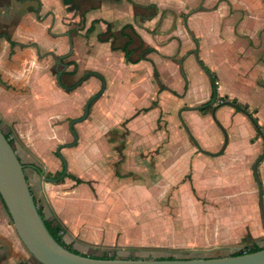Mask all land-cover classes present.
Here are the masks:
<instances>
[{"label": "rangeland", "instance_id": "374dc122", "mask_svg": "<svg viewBox=\"0 0 264 264\" xmlns=\"http://www.w3.org/2000/svg\"><path fill=\"white\" fill-rule=\"evenodd\" d=\"M4 1L0 29L8 34L22 22L12 39L18 43L12 50L22 77L33 73L29 76L36 80L33 90L47 93L49 112L69 114L62 145L73 142L69 123L82 117L85 103L104 86L103 94L90 103L86 119L73 125L76 145L61 149L71 156L64 157L61 150L60 154L67 174L96 185L102 218L110 230L117 229L102 227L100 240L95 241L99 245L72 248L86 256L105 254L116 259L211 257L217 254L208 251L205 241L214 239L220 227L233 233L228 253L220 254L239 250L240 238L247 236L245 221L260 216L252 165L263 151V141L242 112L221 106L215 118L237 157H225V150L215 158L200 154L195 147L221 152L224 137L211 112L203 117L188 109L206 103L211 90L208 70L217 87L209 107L236 101L262 124L264 140V0H144L148 6L134 5L137 16L159 14L144 29L151 44L158 39V45L164 46L156 55L157 74L148 63L127 65L123 52L116 51L122 50L127 34L133 41L129 47L134 49L133 58L143 57L141 51L147 48L135 32L122 26L130 17L94 11L101 2L104 8L121 10L124 0H71L70 6H64L63 0H39L40 7L23 1L17 2L19 17L11 11L16 0ZM98 18L112 23L102 28L91 22ZM101 40H114L112 49L99 44ZM1 44L0 40V55ZM59 57L65 69L56 63ZM11 59L7 51L0 63L7 66ZM62 69L60 83L65 87L87 77L76 88L64 90L56 81ZM157 103L162 110L158 115L152 108ZM263 161L257 165V176L264 200ZM25 171L30 174L29 168Z\"/></svg>", "mask_w": 264, "mask_h": 264}, {"label": "crops", "instance_id": "0c3cea01", "mask_svg": "<svg viewBox=\"0 0 264 264\" xmlns=\"http://www.w3.org/2000/svg\"><path fill=\"white\" fill-rule=\"evenodd\" d=\"M143 1L144 0H140V1L124 0L126 6L121 10H119V8L118 9L113 8L112 6L109 7L107 6L104 8L101 2V4H98L97 6L94 7V11L102 10L103 12H106L107 15H112V14L117 15L118 17H120L119 19L130 17V19L126 20L122 24V26H127V28H129L131 33L135 32L139 37L140 41L142 42L141 44H144V46L147 47L146 49L148 50L151 49V51L150 52H147V50H145V52L141 51V54L143 56L141 58L140 57L133 58L134 52L132 51L131 54L132 61L133 62L138 61V62H136L135 64H127V65L137 66L142 63H148L152 67V70L153 69L156 70L155 67L157 66V62L155 61L157 60L156 55L158 56L162 54L160 47H164V46L158 45V41H157L158 39H154L155 41L154 43L156 46L153 45V43L151 44V42H149L151 40L147 38L146 35H144L145 34L144 29L147 28L148 24L155 23L156 22L155 20L159 14L157 13L151 17L135 15L133 8L134 5L141 6V8H143V6H148V4L143 3ZM17 2H19L20 4L21 1L16 0L13 3V7L11 8V11L13 12L14 15L18 13L17 16L19 17L21 6ZM70 4L66 6H70ZM4 13H5V1L0 0V16L4 15ZM92 21L94 22L96 21V23H99L102 26V28L105 27L106 29L109 28V24L107 22L112 23L111 21L104 18H98L91 20V22ZM21 23L22 22H19L17 25H15V27L12 26V29L8 34L5 32L4 29L2 28L0 29V35L7 34L9 36L10 41L15 43L14 46H10V44L5 40L4 36L0 37V40L2 41L1 48L3 49V52L0 55V62H2L1 58H3V55H5L7 51L9 52V54L12 55L11 63H9V65L3 67V64L0 63V80L3 83L0 84V129L1 131H3V133L10 132L11 135L10 139L12 141V146L19 160L21 161L20 159L21 156L17 152L16 144L18 148L22 151L23 156L28 160L27 164H24L22 161L21 163L22 165H25L27 168H29L30 174L28 175L27 172L25 171V177L29 189L31 191V194L37 205V209L41 212L43 219L47 222L53 221V224L57 223L58 225H60L62 229L60 233L62 237V241L66 245H71L72 247L81 246V245H82L81 247H85V245L92 246L93 244L99 245V243H95V241L100 240L102 227L106 231V230H110V226L108 225L107 222H104L105 220H103L102 218L101 202L98 199L96 192H94V188H96V185L91 184L90 180L87 181L79 178V176L76 177L79 178L80 180H83L84 183L76 184L73 180L68 178L63 179L58 184H53L50 182H46L44 180V177H49V174L55 175L57 172L60 171L59 169L60 163L56 159L57 155L55 151L56 148L59 145H62L61 143H63V141H65L67 138L64 135V120L65 119L67 120L69 118V114H64L61 116L59 114L55 115L53 112H49L51 106H48L44 101V100L46 101L48 100L47 93L46 92L43 93L44 92L43 90H41V93H37L35 90H33V88H36L35 86H37L36 83H32L36 81L35 78L29 77L33 73L30 75H26V73H24V77H22L21 64L19 62L17 63V57L15 55L16 53H14L12 50L16 46V44H18L17 42L12 40L13 34ZM135 23H137V25H135ZM121 28L123 27H120V29ZM103 30L101 32H104ZM125 39L126 40L123 43V45H125V43L128 40H130L131 42V44L129 45L130 47L133 41L129 36V34H127V37ZM113 41L114 40H101L98 43L108 44L109 48L112 49ZM3 42H6L7 46H5ZM31 45L34 44L32 43ZM19 46L21 47L22 45L19 44ZM129 47L128 50L130 51L134 50V49H129ZM103 48H107V47H103ZM116 51L122 52L120 48H117ZM145 53L153 54L155 57L151 55L149 56L147 54H146L147 56L146 55L144 56L143 54ZM48 54L55 57L54 54L52 53H48ZM56 54L62 55L63 53H56ZM197 57H198V52H197ZM31 83L32 86L30 85ZM6 87H14L15 90L8 91ZM210 93L211 90L207 95L208 98L204 99L206 102L209 101ZM152 108H155V110L153 111L156 113V115H158L159 112L162 111L158 103L152 106ZM196 108L198 109L194 111H198V113L203 117L206 116V115H202L199 112L201 106L200 108L199 107ZM190 109H195V108H189L188 110ZM260 111L258 112L257 116L260 115ZM210 112L207 115H209ZM146 113H147V109H146ZM242 113L244 114V112ZM254 118L256 119V116ZM2 126L6 128V131L2 128ZM259 126L261 127L262 130L263 127L261 123ZM259 136L261 137V139H263L261 134H259ZM195 145L197 146V144ZM195 148L197 151H199L200 154H203L202 152H200L199 148L198 149L197 147ZM233 149H234L233 144L230 143L227 145L226 143V145L222 147L221 152L216 154L217 156H210V157H214V158L218 157L219 155H222L223 151L225 150L226 153L225 157H230L231 159H233L237 157L236 154L232 153ZM66 152L68 151L61 150V153L64 157H70L71 155L69 154V152L68 153ZM36 169L42 171L44 175L43 176L39 175L38 174L39 172ZM262 169L264 172V167ZM245 222L246 224H245L244 232L247 236L250 237L251 239L250 243L262 247V245H264V228L261 223L260 216H251ZM116 229L117 228L115 229L112 228L110 231L112 232L115 231ZM97 232L98 234H96ZM231 234H233L232 230L226 228L221 229L219 227L215 238L206 239L205 241L206 242L205 247L209 248L208 251L215 252L217 255L211 257H201V258H218V257L229 256L230 254L221 255L220 253H224V252L228 253L229 251L228 246L233 244L232 241L229 240L230 238H232L230 236ZM243 238L244 236L240 238V244ZM252 240L254 241L253 243ZM246 244L247 243L241 244L239 250H241L243 246H245ZM251 246L252 245H250L249 247ZM76 251L80 254L85 255L83 251L80 250H76ZM0 264H39L32 256L29 255V253L24 249V247L20 243L19 239L15 234L10 218L8 217L5 207L3 203H1V201H0Z\"/></svg>", "mask_w": 264, "mask_h": 264}, {"label": "water", "instance_id": "95a60500", "mask_svg": "<svg viewBox=\"0 0 264 264\" xmlns=\"http://www.w3.org/2000/svg\"><path fill=\"white\" fill-rule=\"evenodd\" d=\"M197 52L194 51L195 58H197ZM71 53V52H70ZM39 56V54H38ZM59 64L60 60H56ZM66 66H63L65 69ZM57 71L56 81L61 89L72 90L79 86L87 77L84 75L80 81H78L72 87L62 86L60 83V77L64 70ZM92 75L97 76L95 73ZM104 86L101 91L91 97L84 105V111L81 118L72 120L68 125V131L73 137V142L67 145H59L56 148V155L62 163V173L57 178L44 177L46 182L57 183L64 179L67 174V163L60 154V150L63 148H70L76 145L77 135L73 131V125L84 121L88 114V107L92 101L97 99L103 94ZM215 98L211 104L214 103ZM220 106H231L229 102L216 105L211 111V117L213 122L221 130L224 137V145L227 143V136L225 131L217 124L215 118V111ZM200 108V107H199ZM190 109V110H196ZM244 115L248 117L250 121L252 118L248 113L244 112ZM263 151L260 157L252 165V174L255 179L258 197H259V210L261 216V222L264 228V205L261 182L257 176V165L264 158V140ZM205 155L217 156L216 154H210L200 151ZM39 175L43 176L44 173L40 171ZM0 198L5 207L6 213L10 218L13 229L20 243L24 249L32 256L39 264H264V248L248 254L240 256H226L218 258H194V259H94L88 256H82L74 254L67 249L60 246L49 234L46 229L43 219L39 215L37 205L33 199L31 191L29 189L25 170L22 163L16 155L13 146L8 143L5 138V134L0 129ZM58 230V229H57Z\"/></svg>", "mask_w": 264, "mask_h": 264}, {"label": "trees", "instance_id": "16d2710c", "mask_svg": "<svg viewBox=\"0 0 264 264\" xmlns=\"http://www.w3.org/2000/svg\"><path fill=\"white\" fill-rule=\"evenodd\" d=\"M18 1H21V2H26V1H33V2H36L38 4V7H40V2L39 0H18ZM111 1H114V2H118L119 0H111ZM63 5L66 6L68 4H70L72 1L71 0H63ZM4 36L5 37V40L10 44V46H14L15 43L10 41L9 39V36L7 34L5 35H0V37ZM131 44L130 40H128L125 45H123L122 47V52H123V59H124V62L126 64H135L136 62L138 61H135L133 62L132 59H131V54H132V51L128 50V47L129 45ZM147 52H150L151 49H146ZM61 57H59V60H60ZM206 69V67H205ZM207 70V69H206ZM208 74H209V78H210V88H211V93H210V97H209V101L206 102L204 105L201 106V108L199 109V112L202 114V115H205L207 113H209L211 111V108L209 107L212 100L214 99V97H217V87H216V80H215V77L214 75H212L208 70H207ZM153 73L154 74H157L156 73V70L153 69ZM64 74V73H63ZM62 74V75H63ZM0 84H3L0 80ZM226 102V101H225ZM231 107L235 109L236 112H246L245 110V107H242L240 105H238L236 103V101H231L229 102ZM250 115V114H249ZM250 117L252 118V116L250 115ZM252 125L255 127L257 133L259 134H262L261 133V127L258 125L257 123V120L255 118H252ZM5 134V138L7 139L8 143L12 145V141L10 139V132H7V133H4ZM23 166V169L25 170L26 166L25 165H22ZM38 172H40L38 169H36ZM62 173V169L56 173L53 178H56V177H59V175ZM65 177H68L70 178L71 180H73L76 184H82L84 183L82 180L74 177L73 175L71 174H66ZM34 199V198H33ZM0 201H1V198H0ZM2 203V201H1ZM39 212V215L41 216V218L43 219V216L41 214V212L38 210ZM43 222H44V225L46 227V229L48 230L49 234L51 235V237L60 245L62 246L63 248L67 249L68 251L74 253V254H79V255H82V256H86V255H83V254H80L78 253L76 250H74L72 248L71 245H66L63 241H62V237H61V227L60 225H58L57 223L56 224H53V221L51 222H47L43 219ZM58 229V230H57ZM249 240V241H248ZM251 239L249 236H246L244 237L242 240H241V244H244V243H247L245 246H243V248L239 251H236L232 254H230L229 256H240V255H243V254H248V253H253V252H256V251H259L261 249H263L264 247H259L255 244H251ZM254 241L252 240V243ZM250 245H252L251 247H249ZM90 258H94V259H102V260H109V259H116V258H113V257H109L105 254H102L100 256H88ZM127 259H130V258H127ZM159 260H162V259H166V260H173V259H176V258H173V257H167V258H158Z\"/></svg>", "mask_w": 264, "mask_h": 264}, {"label": "flooded vegetation", "instance_id": "af4514ba", "mask_svg": "<svg viewBox=\"0 0 264 264\" xmlns=\"http://www.w3.org/2000/svg\"><path fill=\"white\" fill-rule=\"evenodd\" d=\"M59 65L62 66V67L64 66V65L61 63V61H60Z\"/></svg>", "mask_w": 264, "mask_h": 264}]
</instances>
